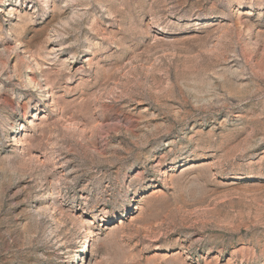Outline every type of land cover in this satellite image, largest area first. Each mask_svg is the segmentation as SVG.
Listing matches in <instances>:
<instances>
[{
  "label": "rangeland",
  "instance_id": "374dc122",
  "mask_svg": "<svg viewBox=\"0 0 264 264\" xmlns=\"http://www.w3.org/2000/svg\"><path fill=\"white\" fill-rule=\"evenodd\" d=\"M0 264H264V0H0Z\"/></svg>",
  "mask_w": 264,
  "mask_h": 264
}]
</instances>
